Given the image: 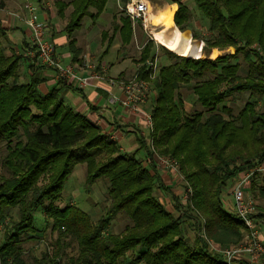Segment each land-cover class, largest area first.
<instances>
[{
    "label": "trees",
    "instance_id": "trees-1",
    "mask_svg": "<svg viewBox=\"0 0 264 264\" xmlns=\"http://www.w3.org/2000/svg\"><path fill=\"white\" fill-rule=\"evenodd\" d=\"M100 1L91 18L99 15L107 0L69 1L79 11L71 13L73 19L64 26L69 37L80 27L83 9ZM193 1L208 18L212 33L204 39V50L227 44L235 45L237 53L252 43L260 50L243 52L244 77L238 74L240 64L231 61L235 53L215 59L177 56V62L161 66L149 80L156 91L149 111L153 122L150 140L157 154L174 158L184 175L185 204L176 195L172 199L187 210L185 215L174 217L150 193L156 177L135 153H120L97 125L62 102L58 89L43 94L35 79L19 82L13 70L21 56L10 60L0 49V142L5 141L7 148L1 159L7 174L0 176V225L4 229L0 264H226L209 242L224 246L245 241L246 227L235 212L223 206L220 194L229 179L264 160V112L255 109L254 101H246L238 115L225 105L217 108L233 92L264 100V0ZM175 2L178 7L173 18L177 25L188 28L187 6ZM5 30L0 25V33ZM128 39V33H123L122 40ZM73 44L70 39L72 51ZM140 52L147 54L146 43ZM78 54H73V60H80ZM167 54L175 56L171 51ZM148 72L141 66L137 74L145 79ZM185 83H190L205 114L182 112L179 89ZM97 139L117 151L116 157L103 163L102 157L91 159L97 147L86 148ZM139 143L154 167V152L145 141ZM73 147L85 150L77 153ZM78 163L85 165V185L98 179L105 183L107 205L96 221L73 205L54 203ZM251 190L264 198V184L256 185L252 179ZM39 207L56 237L51 251L44 249L29 261L21 245L24 239L40 238L38 232L42 231L33 225ZM119 214L129 222L112 232L109 224ZM183 219H192L196 229L190 242L183 239ZM74 244L75 252L67 254Z\"/></svg>",
    "mask_w": 264,
    "mask_h": 264
},
{
    "label": "rangeland",
    "instance_id": "rangeland-1",
    "mask_svg": "<svg viewBox=\"0 0 264 264\" xmlns=\"http://www.w3.org/2000/svg\"><path fill=\"white\" fill-rule=\"evenodd\" d=\"M29 1L31 2L32 0H29ZM48 1H50V4L55 10V12H58V14H60L61 17H64L65 24L70 23L71 20L73 19L72 18L73 14L71 13L74 12L76 15L79 12V11L75 12L77 10H75V8H73V5L69 3L70 0H48ZM149 1L151 5L153 4L152 5L153 8L157 6V3H163V2L169 3V4L175 3L176 7H178L177 2H175L176 0L175 1L174 0H149ZM177 1H181L187 6V9L189 12V20H188L187 27L192 32V40L200 41L199 45H195V44H192V45L195 47H199L200 49L199 54L201 55L196 56V54L192 52L191 54L192 56L188 58L208 57L210 59H215L216 57L220 55H229V54L233 55L236 53V49H237L236 46L227 45V44L213 46L211 48L204 50L203 48V46L205 45L204 39L212 35V33L208 31V24H209L208 18L203 16L199 12L193 0H177ZM101 3L102 2L100 1L98 2V4L94 3L86 7L85 9H83L84 15L80 19V27L73 30V32L76 31L77 33L79 31L78 29H80L79 39H83L84 35L82 33L84 29L91 30V28H93L94 26L92 33L94 32L96 33L93 37L92 44L95 45L96 43V45H98L96 47L98 51L96 52L94 51L91 53L93 56L91 60L100 62V60H103V56L106 53L107 55L104 57L105 62H113V61L116 62L117 60L119 61L124 60V63H126L127 65L135 67L132 74L127 79H124L125 81H127L128 79L132 78V76H134L135 73L137 74L138 69H140L141 66L145 69H148V64L146 63L147 60L156 58V70L158 72V69L161 66L167 65L170 62H177L178 61L177 56H182V54L169 50L164 45L156 42L153 39H150L149 38L150 33L152 32V30L157 29L156 28L157 25H151L149 23L147 24V30H144L142 23L140 21L133 22L124 13L122 9V3L120 0H107L103 6V9H101L98 15L99 18L97 20L93 19L92 21L94 22V24H92L93 26H91L90 13H95L97 10H99ZM172 23H174V25H176L177 28H179L181 32L184 30V28H182L183 26L177 25L174 18H173ZM122 25L127 30V32L125 29L124 30L120 29ZM102 32H104V35H102ZM123 33H128L129 35L128 40H125V41L122 40ZM145 43L148 49L147 54L145 52L144 53L140 52L141 46ZM0 49L2 50L3 55L9 58L10 60H14L16 59V57L21 56L22 59L19 58V60L15 62V67L13 71L16 74H18L19 82L24 81L23 79L26 73V70H25L26 67L21 65L22 63L21 60H23V58L25 60L27 57L22 55L21 49L17 50L15 48L13 40L9 37V34L6 31L4 32L2 31L0 33ZM249 49L260 50L259 46H257L255 43L250 44V46L248 47L244 45L242 50H239V52L236 53V57L231 60L232 62H238L240 64V69L238 71V74L241 77H244L246 73L245 62L243 59V52ZM213 50H215V54L213 56L214 58L211 56ZM167 51H171L172 53L175 54V56L167 54ZM141 55L144 56V60H141L140 58ZM137 77H139L138 74H137ZM145 80H148L147 82L149 86L148 93H147L148 105L146 107V110L150 111L151 107L154 104L156 91H154L153 87L150 84L149 74H147V78H145ZM190 83L182 84V87L179 89V94H180L182 104H183L182 112L184 114L189 115L197 111H202L203 114H205L206 113L205 108L199 102H197L196 96L193 94V92L189 88ZM223 87H225V85L221 86V88ZM246 101H254L255 109L258 112H264V100L257 101L256 99L249 98L247 92L231 93L228 97H226L223 103L219 104L217 109H220L221 105H225L226 107L230 108L231 113L233 115H238V113L243 108ZM249 114L250 113L247 112V115ZM236 123H239V121L237 122L236 120ZM152 125H153V122H152ZM19 133L21 135V132ZM21 138L24 139L23 136ZM86 149H89V150L94 149L96 152L91 157V159H99V157H102L100 159V163L105 162L107 159L114 158L118 154L117 151L111 150L110 146H106L105 142L103 140L100 142L99 139L92 142V145ZM84 150L85 148L83 147H73V151L77 153H81ZM6 151H7L6 142L5 141L0 142V176L1 174L2 175L7 174V171L1 165V159L6 154ZM119 152L122 153L121 151ZM160 156L169 157V155H160ZM152 164L154 165V167L149 162H147V164L143 163V165L149 169V172L154 173L156 177L155 181L153 182V188L151 189L150 193L163 205L165 209L171 211L174 217L178 215H185V211L187 210H185L184 207L182 208L181 206H177L176 202L172 199V195H176L181 205L185 204L187 182L184 178L183 173L179 170L178 172H176L169 168L163 167L162 165L158 163V160L155 157L152 161ZM237 175L238 174H236V176ZM236 176H234L233 178L229 179L226 182L225 186L222 187L221 194H220V198H221L223 206L227 210H230L233 212H235V208H234L233 197L231 194V187L236 179ZM84 177H85V165L82 163L75 164L71 173L67 176L65 182L63 183L64 185L60 192V197L57 200H55L54 203L59 207H62L67 204L73 205L87 212L88 214H90V216L92 217V221H96L103 213L104 207L107 205V203L105 202V183L104 181H102V179H98L95 181V183L91 185H85ZM252 179H254V183L256 185L264 184V174L263 173H255L252 176ZM251 181L248 187L247 186L245 187L246 197L253 202L252 203L253 209L252 211L248 212V215H250L251 217L250 219L253 220L252 222H255V228L257 229V231H258L257 220L263 219L260 225V233L264 238V216H258L262 213H263L262 215H264V198L260 197L258 193L252 192ZM162 185L167 187V189H164ZM47 202L48 200H46V203ZM128 222L129 220L126 219V217H122L119 214L115 218H113V220H111L109 224V230L112 232H118ZM33 225L37 229H40L42 231V232H38V234L40 235V238L24 239L21 245L23 248V252L29 258V261L32 260L33 256L38 257L41 251L44 249H48V251H51L52 243L56 237V231H52L51 222L49 223L46 222L44 214L41 211L40 207L34 212ZM181 227L183 230V239L188 242L192 241L193 237L196 234V229L195 227H193L192 219H183V222L181 223ZM3 231H4L3 226L0 225V243L3 237ZM201 233H203V231H201ZM29 235L30 237H33L36 234H29ZM20 236L22 238L25 237L23 233L20 234ZM246 240L247 239H245V241ZM245 241L243 243H245ZM75 246L76 245L74 244L72 247L68 248L67 254H73L76 250ZM209 246L210 248L214 247L216 249H222L225 247L226 248L232 247L234 245L229 244V245L221 246V245L212 243L211 245L209 244ZM255 257H256L255 258L256 262L252 264H259L261 261H264V246H263V251L255 253ZM233 261L234 262L232 264H251L249 262V259H245L243 255H238V257L234 258Z\"/></svg>",
    "mask_w": 264,
    "mask_h": 264
},
{
    "label": "crops",
    "instance_id": "crops-1",
    "mask_svg": "<svg viewBox=\"0 0 264 264\" xmlns=\"http://www.w3.org/2000/svg\"><path fill=\"white\" fill-rule=\"evenodd\" d=\"M29 2L36 13V18L44 22L49 37L56 44L57 52L63 61L73 65H81L84 57L92 59V52L98 51L93 45V37L96 32L94 22L99 16L91 18V30L83 31V39H79L80 29L72 33V37L67 35L64 30L65 21L58 12H55L48 0H0V25L5 28L9 37L13 40L15 48L21 49L23 56L27 58L21 60L22 66L26 67L24 81L33 78L37 81V89L40 93H47L51 89H58V96L62 102L71 107L73 110L81 113L97 125L106 138L111 139L118 146L122 153H135L136 157L142 160L144 164L149 162L144 150L140 149V140L145 141L148 145L150 142L151 130L145 120L144 115L139 111L125 108L118 101L110 102L111 95L118 97L121 91L118 85L109 84L105 80H97L90 78L88 85L80 88L72 85L62 78H58L54 71L50 68H44L34 61L30 52L29 30L24 23V18L28 11L24 8V4ZM90 26V25H89ZM82 27V25H81ZM74 39V49L71 50L69 40ZM95 47V48H94ZM79 53L80 60H73V54ZM100 62L106 64L105 74L115 80L127 79L134 71V66L124 63V60L116 62H105L104 57ZM153 93V92H152ZM148 105L146 100L144 108ZM169 211V210H168ZM263 219L257 220L258 235L264 246V238L260 233V225ZM248 259L247 254H243ZM259 264H264L261 261Z\"/></svg>",
    "mask_w": 264,
    "mask_h": 264
},
{
    "label": "built area",
    "instance_id": "built-area-1",
    "mask_svg": "<svg viewBox=\"0 0 264 264\" xmlns=\"http://www.w3.org/2000/svg\"><path fill=\"white\" fill-rule=\"evenodd\" d=\"M24 8L28 11V14L23 20L29 30L31 47V49L27 50V52H30L32 58H34V61H36L38 65L44 68L52 69L58 78L65 79L72 85L80 88L87 86L90 78L97 79L98 81L105 80L111 85H118L121 95L118 97L111 95L109 97V101H118L127 109L141 112L144 115L150 130H152L153 125L150 112L144 108L149 89L148 80L137 77L136 73L127 81L115 80L105 74L107 68L106 64L91 60L87 57L83 58L81 65L66 63L58 54L56 44L49 37L44 22L37 20L36 13L32 5L29 2H26L24 4ZM150 8L151 3L149 0H126L122 3L124 13L133 22L140 21L144 30H147V24H149L148 12ZM156 28L160 30L162 29V26L157 25ZM149 38L155 40L152 32L150 33ZM146 63L148 64L149 77L152 79L157 72L156 58L147 60ZM149 146L154 152V157L158 160L160 165L178 172L177 163L173 158L156 154L151 140L149 142ZM255 173L264 174V160L255 164L250 169L238 173L231 187L235 213L247 229V240L245 243L228 248L225 247L222 249H216L211 247V250L222 255L226 264H232L234 262V258L243 254H247L249 256L248 259L251 264L255 263V253L263 251L258 231L255 228V222H252L253 220L250 219L251 217L248 215V212L253 209V202L248 199L245 194V187H248L250 181L252 180V176ZM209 244L211 245L212 243L209 242Z\"/></svg>",
    "mask_w": 264,
    "mask_h": 264
},
{
    "label": "bare ground",
    "instance_id": "bare-ground-1",
    "mask_svg": "<svg viewBox=\"0 0 264 264\" xmlns=\"http://www.w3.org/2000/svg\"><path fill=\"white\" fill-rule=\"evenodd\" d=\"M153 5V4H152ZM151 8L148 12V20L151 25H161L162 29L152 30L153 38L160 44L167 47L169 50L175 51L184 56H189L194 52L199 56L200 49L195 47L189 41L190 39H183L181 31L174 25L173 15L176 10L175 3H157V6ZM215 50L212 51V57ZM214 58V57H213Z\"/></svg>",
    "mask_w": 264,
    "mask_h": 264
},
{
    "label": "water",
    "instance_id": "water-1",
    "mask_svg": "<svg viewBox=\"0 0 264 264\" xmlns=\"http://www.w3.org/2000/svg\"><path fill=\"white\" fill-rule=\"evenodd\" d=\"M181 36H182L183 39H187L188 38V39L192 40V32H191V30L189 28L184 29L181 32ZM193 43L195 45H199L200 41L199 40H195V41H193ZM190 56H192V55H189V56H186V57H190Z\"/></svg>",
    "mask_w": 264,
    "mask_h": 264
}]
</instances>
